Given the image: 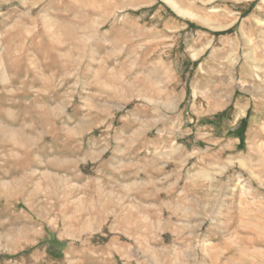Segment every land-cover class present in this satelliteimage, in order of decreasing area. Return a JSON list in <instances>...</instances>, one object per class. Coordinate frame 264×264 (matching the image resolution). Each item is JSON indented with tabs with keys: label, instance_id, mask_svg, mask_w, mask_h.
<instances>
[{
	"label": "rangeland",
	"instance_id": "374dc122",
	"mask_svg": "<svg viewBox=\"0 0 264 264\" xmlns=\"http://www.w3.org/2000/svg\"><path fill=\"white\" fill-rule=\"evenodd\" d=\"M0 264H264V0H0Z\"/></svg>",
	"mask_w": 264,
	"mask_h": 264
}]
</instances>
